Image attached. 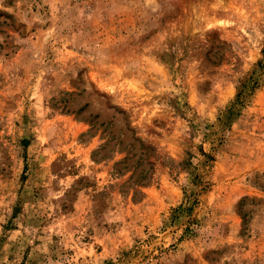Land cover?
<instances>
[{
    "label": "rangeland",
    "instance_id": "1",
    "mask_svg": "<svg viewBox=\"0 0 264 264\" xmlns=\"http://www.w3.org/2000/svg\"><path fill=\"white\" fill-rule=\"evenodd\" d=\"M0 264H264V0H0Z\"/></svg>",
    "mask_w": 264,
    "mask_h": 264
},
{
    "label": "trees",
    "instance_id": "2",
    "mask_svg": "<svg viewBox=\"0 0 264 264\" xmlns=\"http://www.w3.org/2000/svg\"><path fill=\"white\" fill-rule=\"evenodd\" d=\"M255 84H256V78L255 77H251V81L249 83H245L244 84L245 90H243L242 92L238 93L235 103L243 101L245 93L247 92V89H252L253 90V88L255 87ZM234 104L231 106V109L229 110L230 114H232L234 112V109H233L235 107Z\"/></svg>",
    "mask_w": 264,
    "mask_h": 264
}]
</instances>
